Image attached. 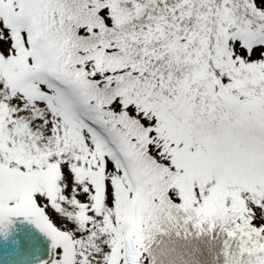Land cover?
Masks as SVG:
<instances>
[{"label":"snow or ice","instance_id":"snow-or-ice-1","mask_svg":"<svg viewBox=\"0 0 264 264\" xmlns=\"http://www.w3.org/2000/svg\"><path fill=\"white\" fill-rule=\"evenodd\" d=\"M0 264H264V0H0Z\"/></svg>","mask_w":264,"mask_h":264}]
</instances>
